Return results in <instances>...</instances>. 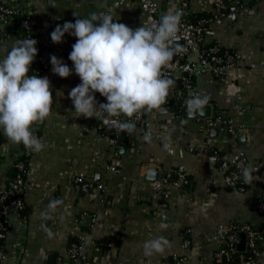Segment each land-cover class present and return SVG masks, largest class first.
Wrapping results in <instances>:
<instances>
[{
	"label": "crops",
	"instance_id": "obj_1",
	"mask_svg": "<svg viewBox=\"0 0 264 264\" xmlns=\"http://www.w3.org/2000/svg\"><path fill=\"white\" fill-rule=\"evenodd\" d=\"M156 1L160 18L182 5V0ZM213 1L189 3L195 14H208ZM108 2L35 0L28 6L36 33L70 55L77 37L65 33L61 43H54L51 33L58 24L107 13L114 22L133 29L142 26L145 13L136 0L112 12L106 10ZM241 2L244 14L212 25L213 39L237 49L241 64L223 78L207 74L187 80V88L212 105V116L220 115L236 128L234 134L207 130L200 120L210 118L199 114L197 119L177 117V102L175 112L171 105L152 109L147 114L152 125L134 123L129 141L119 150L118 171L113 172L114 152L95 117L74 113L68 93L81 83L80 77L38 74L49 78L54 98L52 113L40 127L46 147L31 154L26 213L8 217L0 213L5 224L1 264H213L217 251L213 235L236 222L255 225L261 232L260 250L243 264H264V217L255 209L264 195V0ZM15 41L0 34V45L10 47ZM175 84L182 86L181 78ZM95 96L97 102L104 97L99 92ZM1 133L0 191L12 178L13 164L23 148L8 140L2 128ZM208 138L225 159L242 155L252 180L227 184L219 163L200 150ZM179 171L185 175L182 186L171 189L169 208H160L155 215L159 202L153 198L150 181L175 180ZM78 174L95 187L82 189L75 181ZM99 183L104 184L102 190L96 187ZM159 237L169 242L164 251L146 256L145 242ZM75 249L83 254L77 260L70 256Z\"/></svg>",
	"mask_w": 264,
	"mask_h": 264
},
{
	"label": "clouds",
	"instance_id": "obj_2",
	"mask_svg": "<svg viewBox=\"0 0 264 264\" xmlns=\"http://www.w3.org/2000/svg\"><path fill=\"white\" fill-rule=\"evenodd\" d=\"M183 13L176 11L161 16L158 24H143L135 29L114 22L111 14L92 13L88 18L57 25L51 33L54 43H61L65 33L77 37L69 59L81 83L68 93L77 117H126L118 125L131 132V117L143 110L158 109L166 101L174 81L163 69L180 51L176 43ZM99 22V23H96ZM37 40L17 39L10 47L0 45V128L15 144L40 152L46 145L35 134L34 125L43 123L52 113L53 92L47 76L30 75L38 54ZM52 71L62 78L72 69L55 55ZM107 100L99 103L95 93ZM207 101L194 97L188 101L189 114ZM246 182L252 180L251 170H244ZM163 237L144 244V254L161 253L168 245Z\"/></svg>",
	"mask_w": 264,
	"mask_h": 264
},
{
	"label": "built area",
	"instance_id": "obj_3",
	"mask_svg": "<svg viewBox=\"0 0 264 264\" xmlns=\"http://www.w3.org/2000/svg\"><path fill=\"white\" fill-rule=\"evenodd\" d=\"M0 3V34L3 37L12 39L31 38L37 40L38 54L35 57L31 67L40 74L49 73L53 76H59L52 71L51 56L55 55L61 59L66 65L72 69V74L75 75L73 62L69 59V54H66L55 48L51 42L43 40L35 31L36 20L28 6L35 0H1ZM131 0H110L107 3L106 10H117L122 8ZM141 9L145 13L143 24L153 25L160 21L159 4L156 0H136ZM241 0H214L213 9L208 15L197 16L190 7L189 0H182V5L179 9L183 13L179 31L176 37V43L180 46V51L175 53L169 64L163 69L164 74L174 81L167 98L174 99L178 104L177 117L198 118V109H194L192 114H189L188 101L194 97H200L197 92L187 88V80L197 76L212 75L216 78H223L231 68L241 64L242 56L237 49L224 47L221 43L214 40L216 35L213 29V24H221L224 20H236L244 14L245 7L240 4ZM42 45V51L39 46ZM183 73H188V77H184ZM60 77V76H59ZM181 78V85L177 86L175 80ZM105 97L100 98L99 103H106ZM148 111L143 110L131 117L133 123L140 122L143 126L149 127L152 125V120L148 118ZM126 117H113L104 113L100 119L95 117L97 127L101 136L107 138V143L114 152L115 161L110 168L113 172L118 171L119 166V150L128 141L131 132L122 131L118 125ZM207 130L217 128L221 132L235 133L236 128L220 115H213L210 119H201ZM41 123L34 125L35 134L40 138L39 130ZM2 133L0 134L1 139ZM4 143H9L7 140ZM200 150L209 154L211 160L219 163V170L225 172L227 184H240L244 180V170L249 169L248 161L242 155H235L232 159L227 160L214 145L211 138L205 140ZM32 151L22 148L16 158L13 168L16 171L10 179L8 185L0 191V213L3 217H8L11 214H22L27 206L25 195L28 186V177L30 172V163L22 159L21 156L29 157ZM185 175L182 171L175 180H170L167 177H161L157 180L150 181V186L153 191V198L158 200L159 208L153 213H159V209L167 210L172 198L171 189L173 187H181ZM75 181L84 190L94 188V184L85 179L82 174L75 176ZM94 186V187H93ZM96 187L100 190L104 188V184L99 183ZM245 186H241L242 189ZM257 212L264 217V195L261 196L255 205ZM160 210V211H161ZM241 232H238L235 225H230L227 228L221 227L218 232L213 235V242L216 244L217 251L214 258L220 262L224 256L230 255L232 252H237V236L239 233H245L247 243L253 253L257 254L259 232L252 224L244 223L240 227ZM189 230H186L185 245L189 246ZM5 237V224L0 222V238ZM84 239L83 237H81ZM224 242L230 243V250L225 251L222 248ZM240 252V251H239ZM242 252V251H241ZM72 259L77 260L83 256L77 249L72 250L70 254ZM241 264L245 261L243 253L240 255ZM4 260V254L0 250V264ZM180 262V259L177 258Z\"/></svg>",
	"mask_w": 264,
	"mask_h": 264
},
{
	"label": "trees",
	"instance_id": "obj_4",
	"mask_svg": "<svg viewBox=\"0 0 264 264\" xmlns=\"http://www.w3.org/2000/svg\"><path fill=\"white\" fill-rule=\"evenodd\" d=\"M241 1H240V4L242 5V2ZM1 2L2 1L0 0V3ZM196 15L197 16H203V15H208V14H196ZM38 46H39L38 47L39 50L42 51V45L41 46L38 45ZM29 74L30 75H38V73L35 71V68L34 67L33 68L32 67L30 68V73ZM39 135L41 137V130H39ZM21 146L24 147L23 144H21ZM21 158L27 160V162L30 163L31 155L29 157H27V156H21ZM15 172L16 171L13 168L12 177L14 176ZM25 213H26V211H24L22 214H25ZM242 224H244V223L243 222L233 223V225H235L237 227L238 232H241L240 227H241ZM253 227L258 230L259 235L261 236V232L259 231V227L255 226V225H253ZM260 242H261V238L259 237V240H258V246H259L258 249L259 250H260ZM222 248L225 251H229L230 250V243L229 242H224L222 244ZM242 253L245 256V261L252 260L253 258L256 257L255 253H253L252 250L249 247L246 246L245 251H243V252H241V251L240 252L239 251L232 252L230 255L224 256L220 262H217V261L214 260L213 261V264H241L240 255Z\"/></svg>",
	"mask_w": 264,
	"mask_h": 264
},
{
	"label": "water",
	"instance_id": "obj_5",
	"mask_svg": "<svg viewBox=\"0 0 264 264\" xmlns=\"http://www.w3.org/2000/svg\"><path fill=\"white\" fill-rule=\"evenodd\" d=\"M183 76L184 77H188V73H183ZM167 105H171L172 106V110H171L172 112H175L176 111V106H175V100L174 99L166 98L165 103L163 105H161V107H165ZM162 110H163V108H162ZM212 110H213L212 105H210V104H203L199 108L198 114L201 117L211 118V116H212ZM216 131H217V129L215 128L213 130V132H216ZM157 179L158 178H155V177L153 178V180H157ZM246 243H247L246 234L245 233H239L238 236H237V246H238V250L239 251H242V252L245 251V249H246Z\"/></svg>",
	"mask_w": 264,
	"mask_h": 264
}]
</instances>
